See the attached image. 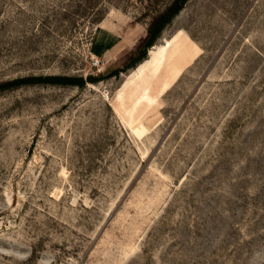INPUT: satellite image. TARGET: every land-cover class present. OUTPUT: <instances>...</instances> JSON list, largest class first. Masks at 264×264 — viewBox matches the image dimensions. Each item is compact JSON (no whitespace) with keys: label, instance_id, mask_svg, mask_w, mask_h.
Listing matches in <instances>:
<instances>
[{"label":"rangeland","instance_id":"374dc122","mask_svg":"<svg viewBox=\"0 0 264 264\" xmlns=\"http://www.w3.org/2000/svg\"><path fill=\"white\" fill-rule=\"evenodd\" d=\"M172 1L0 0V264H264V0Z\"/></svg>","mask_w":264,"mask_h":264},{"label":"trees","instance_id":"16d2710c","mask_svg":"<svg viewBox=\"0 0 264 264\" xmlns=\"http://www.w3.org/2000/svg\"><path fill=\"white\" fill-rule=\"evenodd\" d=\"M187 0H173L170 5L158 14L147 27V37L143 42V50L140 54L133 59L129 66H133L145 56V50L154 44L156 39L160 36L163 28L167 25L172 18L181 10ZM117 74V71L114 72ZM86 79L93 80L91 76ZM82 77H65V76H27L22 78H16L14 80L5 83L7 86L19 85L22 83H59V84H77L83 85L85 80Z\"/></svg>","mask_w":264,"mask_h":264},{"label":"built area","instance_id":"2783aa9c","mask_svg":"<svg viewBox=\"0 0 264 264\" xmlns=\"http://www.w3.org/2000/svg\"><path fill=\"white\" fill-rule=\"evenodd\" d=\"M99 63V59L97 57H95L94 59H92V65L93 66H97Z\"/></svg>","mask_w":264,"mask_h":264}]
</instances>
